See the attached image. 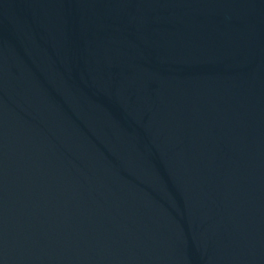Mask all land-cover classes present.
<instances>
[{
    "label": "water",
    "instance_id": "obj_1",
    "mask_svg": "<svg viewBox=\"0 0 264 264\" xmlns=\"http://www.w3.org/2000/svg\"><path fill=\"white\" fill-rule=\"evenodd\" d=\"M0 264H264V0H0Z\"/></svg>",
    "mask_w": 264,
    "mask_h": 264
}]
</instances>
